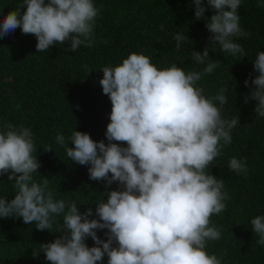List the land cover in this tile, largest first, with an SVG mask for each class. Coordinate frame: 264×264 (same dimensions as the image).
I'll use <instances>...</instances> for the list:
<instances>
[{
    "label": "clouds",
    "instance_id": "clouds-1",
    "mask_svg": "<svg viewBox=\"0 0 264 264\" xmlns=\"http://www.w3.org/2000/svg\"><path fill=\"white\" fill-rule=\"evenodd\" d=\"M204 3L193 0L196 20L205 19L209 9L214 12L205 23L209 44L202 52L193 50L194 60L206 64L202 71H185L175 64L158 69L148 56L132 53L119 66L100 70L102 93L111 102L107 143L75 130L68 138L73 147L64 135L55 138L67 158L88 166L90 180L104 181L106 189L117 183V190L104 194L106 202L100 198L95 203L98 219H90L91 207L81 213L75 201L55 199L49 179L34 180L41 165L33 154L37 149L30 128L8 125L0 133V176H7L16 189L12 199L0 198V218H21L38 231L59 233L39 246L49 264H99L105 256L107 264H221L215 254H208L206 242L221 238L210 220L225 210L230 197L223 179L206 169L231 144L239 117L222 116L228 89L206 96L197 82L221 65L209 59L211 47L218 44L223 52L245 56L234 38L249 34L240 27L241 0ZM98 12L93 0H22L0 20V39L19 28L36 38L38 53L65 43L74 52L94 44ZM174 39L179 48L188 37L178 33ZM253 70L254 87L244 103L256 101L254 112L264 117V52L257 53ZM228 166L236 173L248 171L246 158L233 157ZM250 224L259 236L256 243L264 246V215ZM102 230L106 240L97 236ZM88 238L94 246L86 244Z\"/></svg>",
    "mask_w": 264,
    "mask_h": 264
},
{
    "label": "trees",
    "instance_id": "trees-1",
    "mask_svg": "<svg viewBox=\"0 0 264 264\" xmlns=\"http://www.w3.org/2000/svg\"><path fill=\"white\" fill-rule=\"evenodd\" d=\"M21 2L0 0V20ZM93 3L99 12L91 47L81 45L73 52L65 43L38 53L36 38L22 34L19 28L0 39V133L8 125L30 128L37 149L33 154L41 165L34 180L39 183L43 178L49 179L55 199L75 201L81 213L91 207L90 219H98L95 203L100 198L106 202L104 194L117 190L118 185L114 182L106 189L104 181L90 180L88 166L67 158L65 149L56 143L57 134L64 135L69 147H73L68 138L74 130L107 143L105 132L111 102L102 93L100 70L119 66L132 53L148 56L158 69L175 64L185 71H202L206 64L194 60L193 50L202 52L209 44L210 33L205 23L214 12L209 9L204 13L205 19L196 20L193 0H93ZM204 6L207 7L206 0ZM238 15L240 27L249 35L235 37L234 42L243 47L246 55L232 56L218 44L211 47L209 59L219 60L221 65L197 82L206 96L216 95L221 88L228 89V103L222 116L239 117V124L231 132V144L224 146L221 155L206 169L223 179L224 190L230 197L225 201V210L211 217L210 226L221 230V238L207 241L206 251L215 254L221 264H264V246L256 243L259 236L250 224L255 216L264 215V117L254 112L256 101L244 103L254 87L251 80L256 75L253 70L256 55L264 52V0H241ZM178 33L188 37L179 48L174 39ZM49 146L52 151H44ZM233 157L246 158V174L229 168ZM15 193L14 182L0 176V198L12 199ZM35 226L25 224L21 218H0V264H49L39 246L52 242L60 234L38 231ZM105 232L97 231V236L106 240ZM86 244L94 246L91 238ZM107 260L105 256L99 264H107Z\"/></svg>",
    "mask_w": 264,
    "mask_h": 264
}]
</instances>
